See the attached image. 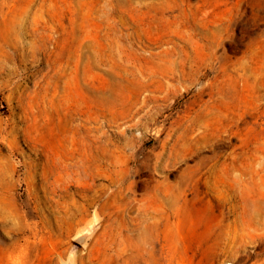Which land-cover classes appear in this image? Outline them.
Instances as JSON below:
<instances>
[{
    "label": "rangeland",
    "instance_id": "rangeland-1",
    "mask_svg": "<svg viewBox=\"0 0 264 264\" xmlns=\"http://www.w3.org/2000/svg\"><path fill=\"white\" fill-rule=\"evenodd\" d=\"M0 247L264 264V0H0Z\"/></svg>",
    "mask_w": 264,
    "mask_h": 264
},
{
    "label": "bare ground",
    "instance_id": "bare-ground-1",
    "mask_svg": "<svg viewBox=\"0 0 264 264\" xmlns=\"http://www.w3.org/2000/svg\"><path fill=\"white\" fill-rule=\"evenodd\" d=\"M143 235H141L142 237ZM6 248L0 247V258L1 262H4L5 264H15L16 263V258L11 254L7 253L5 250Z\"/></svg>",
    "mask_w": 264,
    "mask_h": 264
},
{
    "label": "water",
    "instance_id": "water-1",
    "mask_svg": "<svg viewBox=\"0 0 264 264\" xmlns=\"http://www.w3.org/2000/svg\"><path fill=\"white\" fill-rule=\"evenodd\" d=\"M89 232H90L89 230H85L84 232H82V234H80L75 238V241L78 243L83 242L86 236L89 234Z\"/></svg>",
    "mask_w": 264,
    "mask_h": 264
}]
</instances>
